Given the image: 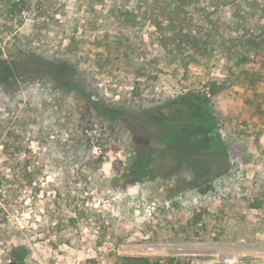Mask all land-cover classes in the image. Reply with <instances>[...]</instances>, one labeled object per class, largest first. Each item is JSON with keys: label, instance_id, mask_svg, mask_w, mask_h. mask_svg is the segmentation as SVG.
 Returning a JSON list of instances; mask_svg holds the SVG:
<instances>
[{"label": "rangeland", "instance_id": "rangeland-1", "mask_svg": "<svg viewBox=\"0 0 264 264\" xmlns=\"http://www.w3.org/2000/svg\"><path fill=\"white\" fill-rule=\"evenodd\" d=\"M21 3L0 19L2 58L66 62L78 86L0 78V264H264V0ZM201 30L206 51L181 36ZM245 37L260 45L237 63L225 45ZM200 98L184 152L135 118L175 116L176 139Z\"/></svg>", "mask_w": 264, "mask_h": 264}, {"label": "trees", "instance_id": "trees-1", "mask_svg": "<svg viewBox=\"0 0 264 264\" xmlns=\"http://www.w3.org/2000/svg\"><path fill=\"white\" fill-rule=\"evenodd\" d=\"M95 2H98L100 0H94ZM22 0H0L1 6L4 8L1 9L0 7V19H11L13 20L12 16L18 11L20 12L22 6L21 3ZM172 3H175V10L179 11L184 6V0H163L164 6H170ZM243 22V21H241ZM240 22V23H241ZM178 24L180 22L178 21ZM235 29V28H234ZM214 33H216L217 29L214 26L213 29ZM179 34V31H178ZM202 34V36H201ZM219 34V33H218ZM211 31H204V34L201 31L195 32L194 35L186 33L184 35H181L185 38H188V41L191 42V46L194 48H199L202 45L204 46V50H208L210 45L208 44L210 42L211 37ZM181 36L178 35V41L181 40ZM3 35L0 31V41H2ZM215 38V37H214ZM217 38V37H216ZM180 39V40H179ZM233 38L226 42L227 45H225L226 50L229 52V58L236 60L237 63H241L246 61L249 56L246 54L247 51H250L251 48L254 46L259 47V43H254L253 39L251 38H244V41L241 42V40H238L239 47L242 49L244 48L245 51L242 53H238L235 49V45H233L231 42ZM209 41V42H208ZM200 42H202L200 44ZM254 45V46H253ZM4 55L3 47L0 45V78L4 80V78L7 80L8 78H12L13 76H19L21 78L28 77V74L30 72H35L37 75H51L54 77V80L57 81L58 84H60L61 87L72 89L74 87H77L78 82L75 80V70L73 67L66 63V62H44L41 60L39 66L35 69H31V71L28 66V58H32L31 55H28V58L23 57L22 55L19 56V61H7L6 59L2 58ZM5 81V80H4ZM182 101H185V99ZM180 101V102H182ZM89 105L92 107H97L98 102L93 99H88ZM183 103V102H182ZM208 104L206 99L200 98L199 101H197L196 105L192 107V109L189 111V118L191 117V120L193 124H188L191 128V130H181L179 132L178 137L175 139L170 138L169 134L170 131H173L174 128H177V124L173 123L172 120H174V117L172 116H163L162 113H151L147 115H136V119H139L141 121L142 127L146 125V127H150L153 129L154 126H157L158 132L157 138L160 142L164 143L166 145V149L168 152H171L172 154L177 152H184L185 147H189L190 145H199V141H193L191 138L194 136L193 129L194 127L198 128L202 131V129H205L206 127V117L204 114V109L200 107L206 106ZM201 114V115H200ZM179 128V127H178ZM176 146V148H175ZM199 149L200 146H197ZM183 150V151H182ZM166 151V152H167ZM145 156L140 157L139 161L141 162V166L139 165V169L137 168L136 171L139 173V175L144 176V170H147L148 165L145 161ZM200 191L202 193H207L209 190L208 187H199ZM118 264H190L189 262L182 261L175 257H166V258H152L149 256H118L117 257Z\"/></svg>", "mask_w": 264, "mask_h": 264}, {"label": "built area", "instance_id": "built-area-1", "mask_svg": "<svg viewBox=\"0 0 264 264\" xmlns=\"http://www.w3.org/2000/svg\"><path fill=\"white\" fill-rule=\"evenodd\" d=\"M225 261H226L227 264H234L235 263V258L231 254H228V255H226Z\"/></svg>", "mask_w": 264, "mask_h": 264}]
</instances>
